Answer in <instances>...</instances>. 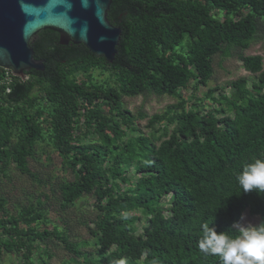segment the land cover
<instances>
[{
  "label": "trees",
  "instance_id": "trees-1",
  "mask_svg": "<svg viewBox=\"0 0 264 264\" xmlns=\"http://www.w3.org/2000/svg\"><path fill=\"white\" fill-rule=\"evenodd\" d=\"M108 19L122 32L114 64L44 31L32 48L45 72L23 81L0 68V179L14 166L46 186L29 160L49 142L68 175L59 185L61 209L93 198V251L50 228L44 192L14 211L1 197L0 264L7 255L50 264L40 252L48 241L63 245L67 264H221L198 246L203 225L235 236L246 211L264 222V193H246L236 180L245 163L264 158L263 58L243 56L264 27V0H114ZM236 51L254 77L232 83L231 96L218 101L209 91L219 108L201 100L189 106L182 91L208 87L214 57ZM97 70L113 85L94 82ZM147 94L178 104L155 115L145 135L134 131L123 99Z\"/></svg>",
  "mask_w": 264,
  "mask_h": 264
},
{
  "label": "rangeland",
  "instance_id": "rangeland-1",
  "mask_svg": "<svg viewBox=\"0 0 264 264\" xmlns=\"http://www.w3.org/2000/svg\"><path fill=\"white\" fill-rule=\"evenodd\" d=\"M257 41L251 48L243 53L244 57L261 56L264 63V27L259 30ZM241 51L233 53L232 57L225 58L222 55H217L213 59V76L209 82L208 87H201L196 90L192 85L188 90H183L182 95L189 106L195 105L197 100H201L198 104H203L209 110L219 108V104L215 103L220 96H231L232 83L240 79H252L254 76L243 68V63L239 56ZM94 82L105 85H113V80L108 72L104 70H97L93 72ZM79 80H87L84 75H78ZM213 92V97L216 100L212 102L209 100L208 92ZM34 93H38L35 90ZM211 99V98H210ZM178 104V100L168 96L159 97L154 94H147L137 98H124L123 106L130 111L136 119L134 122L138 126H134V131L141 129L145 135L156 126L151 125L150 120L155 115L163 114L171 105ZM143 116V118L140 117ZM214 114L213 116H216ZM221 123L225 125L226 119L221 118ZM133 122V123H134ZM164 148V146H160ZM51 159L52 161H49ZM29 167L34 174L39 177V180L44 181L46 186L31 180L27 176L22 175L15 169L14 166L8 173V177L0 179V198L4 197L9 202V209L14 211L21 206H28L29 204H36L41 193L50 196V199L44 204V211L46 212V220L51 224L50 228L59 226L62 231L68 233L70 243L74 245L83 246L89 244L84 251L92 252L93 238L90 234L89 228L93 227V222L96 220L97 212L93 208V198L85 197L79 201L76 206L65 211L61 209V193L59 185L62 178H67V174L61 170V160L54 154L53 148L49 142L42 143L37 147V153L34 159L29 160ZM53 189V192L51 191ZM168 204L172 203V199L168 197ZM244 219L241 220L243 227L259 224L260 219L257 216H252L248 211L243 213ZM45 260L49 254L52 258L49 260L50 264H67L70 261V254L66 251L61 243L56 241H48L42 245L40 251ZM3 264H22L19 257L5 256L3 257ZM40 261L36 257V262Z\"/></svg>",
  "mask_w": 264,
  "mask_h": 264
},
{
  "label": "water",
  "instance_id": "water-1",
  "mask_svg": "<svg viewBox=\"0 0 264 264\" xmlns=\"http://www.w3.org/2000/svg\"><path fill=\"white\" fill-rule=\"evenodd\" d=\"M114 0H0V68L25 81L46 71L32 45L40 33L59 35L62 46H84L114 64L122 32L108 19Z\"/></svg>",
  "mask_w": 264,
  "mask_h": 264
},
{
  "label": "clouds",
  "instance_id": "clouds-1",
  "mask_svg": "<svg viewBox=\"0 0 264 264\" xmlns=\"http://www.w3.org/2000/svg\"><path fill=\"white\" fill-rule=\"evenodd\" d=\"M236 180L246 193H264V158L245 163L242 171L236 175ZM202 228L198 244L200 250L205 254L218 255L221 264H264V222L248 227L235 223L233 228L239 231V235L235 236L228 232H218L215 227L207 224ZM112 264H125V260H115ZM153 264L156 262L153 261Z\"/></svg>",
  "mask_w": 264,
  "mask_h": 264
}]
</instances>
